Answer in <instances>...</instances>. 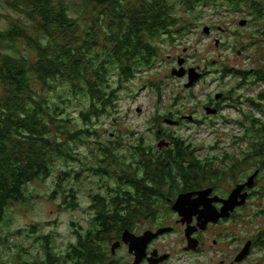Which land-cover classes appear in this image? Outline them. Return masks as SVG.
Segmentation results:
<instances>
[{
	"label": "trees",
	"instance_id": "obj_1",
	"mask_svg": "<svg viewBox=\"0 0 264 264\" xmlns=\"http://www.w3.org/2000/svg\"><path fill=\"white\" fill-rule=\"evenodd\" d=\"M77 1L0 0V7L32 23L0 31V230L9 211L28 200L30 186L47 183L58 160H75L71 144L95 135L93 123L116 108L119 95L113 77L131 81L139 70L152 68L162 38L178 37L186 28L181 11L228 2L231 7H247L255 19L264 20V0ZM256 75L264 81L261 73ZM55 92L63 95L57 96L58 104L50 103L45 94ZM72 107L78 108L85 129L71 128ZM246 128L259 171L257 187L264 175V123L253 119ZM164 135L171 141L169 148L151 149L142 140L131 153L128 175L116 178L118 186L107 195L93 197L92 226L76 232L77 241L68 252L56 254L53 236L42 235L38 241L44 260L20 264H112V241L144 218L143 210L125 213V205L136 202L146 208L149 203L137 198L201 189L222 180L189 145ZM103 148L110 159L112 148ZM98 173L110 176L108 171ZM67 197V209L78 208L76 192L69 191ZM8 239L0 231V264Z\"/></svg>",
	"mask_w": 264,
	"mask_h": 264
},
{
	"label": "rangeland",
	"instance_id": "obj_2",
	"mask_svg": "<svg viewBox=\"0 0 264 264\" xmlns=\"http://www.w3.org/2000/svg\"><path fill=\"white\" fill-rule=\"evenodd\" d=\"M0 9V31L32 27L24 16L8 8ZM80 9L77 7V11ZM180 16L186 28L178 37L162 38L152 68L139 70L131 81L113 77L119 95L116 108L99 123H93L95 135L71 144L75 160H58L51 179L45 184L31 185L28 200L9 211L0 230L9 238L1 251V264L42 262L44 252L38 241L42 235L53 236L56 254L68 252L71 243L77 241L76 232L92 226L93 197L107 195L111 187L118 186L116 178L128 175L126 169L133 161L131 153L142 140L148 148L160 149L162 137L170 142L164 134L177 137L195 151L198 159L212 164L217 175L225 180L223 189L229 188L235 179L241 180L258 170L252 144L246 139V126L250 127L253 119L264 123V81L255 78L257 73L264 76L263 18L255 19L247 7H231L228 2L199 7L197 12L183 10ZM243 21L247 23L241 26ZM208 27L210 34L205 32ZM21 48L23 51L26 47L21 44ZM179 57L187 58L189 67L206 71V76L190 91L186 89L187 79L172 75L173 69L179 68ZM241 76H245L243 81ZM57 92L45 93L50 103L58 104L57 96L62 94ZM220 92L229 93L231 102L220 116H210L204 106ZM84 102L89 106L88 101ZM73 108L69 110L73 118L71 128L85 129L78 108ZM166 119L181 123L170 125ZM159 131L163 132L161 138ZM100 145L112 148L110 159L103 155ZM98 171H108L110 176ZM71 190L77 194L78 208L69 210L65 202ZM245 205L234 228L235 245L239 254L250 240H257L251 256L242 264H264V175ZM116 240L112 241L110 253ZM224 248L219 247L215 253L208 251L199 260L202 264H221L226 256ZM112 264H118L117 257Z\"/></svg>",
	"mask_w": 264,
	"mask_h": 264
},
{
	"label": "flooded vegetation",
	"instance_id": "obj_3",
	"mask_svg": "<svg viewBox=\"0 0 264 264\" xmlns=\"http://www.w3.org/2000/svg\"><path fill=\"white\" fill-rule=\"evenodd\" d=\"M179 62L184 63L186 70L192 68L188 66L187 58L179 57L178 65ZM178 69H180V66ZM196 69L202 74V78L204 75L206 76V71H201L199 67H196ZM257 77L256 75L255 78L257 79ZM181 79H187L189 83V74ZM244 79L245 76H241V81ZM192 88L186 87L189 91ZM229 102H231L229 93L220 92L216 95L214 94V100H209L204 107L206 112L207 109L215 110V114L209 115L218 117L227 108ZM179 122L181 123V121ZM159 134L161 135L162 131H159ZM162 139H164L162 140L164 142L162 147H159L160 151L169 148L171 145V141L169 142L165 137H162ZM253 174H246L241 180L235 179L233 184L227 189L221 187L225 182V180H221L217 185H207L203 189L195 188L176 191L170 195L137 198L149 203V205L144 208L140 203L133 202L124 206V212L132 214V209L143 210L145 211L142 213L144 218L135 222V226L126 228L120 233L115 243L117 248L112 250V255L118 258V264H202V260L199 259L206 252H218L219 247L224 248L226 245L227 248H224L226 256L221 264H242L248 260L252 252L243 262H237V258L241 252L238 254L235 245L237 239L234 228L236 227V221L240 211L246 205L236 207L235 210L230 212L229 216L222 215L225 214L223 212L226 207L225 201L229 200L234 189L238 185L246 183ZM209 188L213 189L211 195H194L188 198V202L180 206V210L177 211L174 209L180 195ZM246 192L250 193L247 201L249 202L252 198L253 190L245 189L244 193ZM188 214L192 217H187ZM207 218H213V221L207 223ZM163 230L166 231L160 233L158 236L150 234V232L157 234ZM126 231L130 232L133 241L129 239L127 241L124 238ZM250 241H253V248L258 244L257 240ZM120 252H122L121 255L119 254Z\"/></svg>",
	"mask_w": 264,
	"mask_h": 264
},
{
	"label": "water",
	"instance_id": "obj_4",
	"mask_svg": "<svg viewBox=\"0 0 264 264\" xmlns=\"http://www.w3.org/2000/svg\"><path fill=\"white\" fill-rule=\"evenodd\" d=\"M246 21H243L241 23V26H244L246 25ZM205 32L207 34H210L211 31L208 28L205 29ZM179 66H180V69H174L173 72H172V75L173 76H176L178 78H183L185 77L186 75L189 74V78H190V81L189 83L186 85L187 88H192L201 78H202V74H200L198 72V70L196 68H191V69H188L186 70L184 68V63L183 62H179ZM207 114H215L216 111H212L210 109H207ZM182 119H187V120H190L192 121L193 120V117H183ZM167 124H170V125H179L180 122L179 121H173V120H166ZM163 142L162 141L159 145V147H162L163 145ZM168 145V144H167ZM259 175V171H256L249 179L246 183L244 184H240L237 186L236 189H234V191L232 192L229 200L225 201V205L226 207L224 208L223 212L226 214L222 215V216H229L230 215V212H232L233 210H235L236 207H242L244 206L247 201H248V198L250 197V193L249 192H246L244 193V190L245 189H249V190H253L255 187H256V179ZM213 193V189H206V190H203V191H199V192H193V193H186V194H182L179 196V199L175 205V210H180V206L183 205L184 203L188 202L189 199L188 198H191L193 197L194 195H200V196H209ZM200 202H203V201H200ZM231 210V211H230ZM192 217L190 214L187 215V217ZM213 221V218H207L206 219V222H211ZM166 230H163V231H159L157 234H153L152 232H150V234H152L153 236H158L160 233H163L165 232ZM124 238L128 239L129 240H132L133 241V238L130 234V232L126 231L124 233ZM117 245L114 244L113 246V250H115L117 247ZM252 248H253V241H249L246 246L244 247V249L241 251V253L239 254L238 258H237V262L240 263V262H243L245 259H247L249 257V255L251 254L252 252Z\"/></svg>",
	"mask_w": 264,
	"mask_h": 264
},
{
	"label": "bare ground",
	"instance_id": "obj_5",
	"mask_svg": "<svg viewBox=\"0 0 264 264\" xmlns=\"http://www.w3.org/2000/svg\"><path fill=\"white\" fill-rule=\"evenodd\" d=\"M210 189V188H209ZM206 190V189H205ZM203 191V190H202Z\"/></svg>",
	"mask_w": 264,
	"mask_h": 264
}]
</instances>
